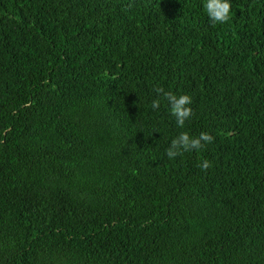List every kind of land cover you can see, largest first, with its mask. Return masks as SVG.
Segmentation results:
<instances>
[{
	"label": "trees",
	"instance_id": "obj_1",
	"mask_svg": "<svg viewBox=\"0 0 264 264\" xmlns=\"http://www.w3.org/2000/svg\"><path fill=\"white\" fill-rule=\"evenodd\" d=\"M230 3L0 0V264H264V0Z\"/></svg>",
	"mask_w": 264,
	"mask_h": 264
},
{
	"label": "clouds",
	"instance_id": "obj_2",
	"mask_svg": "<svg viewBox=\"0 0 264 264\" xmlns=\"http://www.w3.org/2000/svg\"><path fill=\"white\" fill-rule=\"evenodd\" d=\"M203 8L213 26L227 23L230 20V0H203ZM153 90L158 97L163 96L168 104L170 115L175 118L177 127L183 128L185 122L193 115V110L190 107L192 98L187 94L176 95L171 91H165L162 86H155ZM160 103L159 98L153 99L151 107L154 110L158 109ZM213 140L214 137L208 132H201L198 136H190L187 132H180L171 140L165 154L169 159H173L183 153L200 150ZM198 166L206 171L211 167V163L204 160Z\"/></svg>",
	"mask_w": 264,
	"mask_h": 264
}]
</instances>
